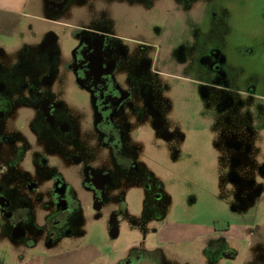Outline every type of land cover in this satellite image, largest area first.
<instances>
[{
    "label": "flooded vegetation",
    "instance_id": "1",
    "mask_svg": "<svg viewBox=\"0 0 264 264\" xmlns=\"http://www.w3.org/2000/svg\"><path fill=\"white\" fill-rule=\"evenodd\" d=\"M197 3L42 0L39 11L43 16L49 13V21L78 29L69 50L62 51L57 36L40 33L38 45L24 46L15 57L0 51V245L7 246L11 255L21 250L26 255L20 254L19 260L31 252L46 256L76 239L83 210L94 212L95 220L108 214L115 224L117 215L127 209L122 191L128 174L135 172L142 182L153 180L138 159L154 150L157 141L182 138L190 118L204 116V109L192 108L193 91L210 100L204 87L220 90L224 81L234 80L235 71L241 72L238 50L232 52L233 65L221 51H202L199 31L193 58H186L184 67L194 87L179 83L168 87L154 80L159 69L180 73L183 64L174 65L171 54L145 57L143 39L151 32L158 38L165 28L187 30L189 20L203 29V17L192 18ZM207 6L203 3L204 17ZM84 15L91 19L90 25L69 23L82 22ZM63 16L65 22L59 20ZM152 24L157 27L151 29ZM242 60L247 63L245 57ZM175 87L182 98L175 95ZM170 88L174 90L168 95ZM70 90L76 104L82 101L80 94L85 98V105H78L85 114L66 105ZM230 230L229 223H222L220 228L213 226L211 234L221 238ZM186 241L180 235L160 233L157 246ZM222 244L217 238L210 246ZM172 259L162 247L135 248L117 264H174ZM254 260L252 264H264V258Z\"/></svg>",
    "mask_w": 264,
    "mask_h": 264
},
{
    "label": "rangeland",
    "instance_id": "2",
    "mask_svg": "<svg viewBox=\"0 0 264 264\" xmlns=\"http://www.w3.org/2000/svg\"><path fill=\"white\" fill-rule=\"evenodd\" d=\"M20 1L0 2V6L7 7H0V51L8 58L15 57L24 46L38 45L40 33L43 37L50 33L57 36L62 51H68L78 29L49 21L50 14L43 16L39 11L42 0H30L24 10L18 6ZM207 2L208 12L204 17L201 9ZM193 9V20L203 17V29L189 20L187 30L165 28V32L157 33L158 38L151 32L143 39L145 57L161 59L171 54L174 65L183 64L180 73L171 68L159 69L154 80L168 87L173 83L194 87L184 67L188 65L186 58H193V46L200 40L199 31L203 35L202 51H221L233 65L236 59L232 52L238 50L241 72L235 71L238 75L232 76L233 81H224L225 86L220 90L204 87L210 100L199 98L193 91L192 108L204 109V116L190 120L187 117L189 122L184 128L188 132H183L182 138L171 143L157 141L154 150L151 148L138 159L151 172L153 180L142 182L135 172L128 174L127 187L122 191L127 209L117 215L115 224L110 223L108 214L95 220L94 212L83 210L81 227L74 234L76 239L48 252L58 262L80 264L82 255L87 254L77 250L82 247L95 255L92 264H117L131 249L158 247L169 252L174 264H252L254 259L263 260L264 0H198ZM74 13L71 11L73 17ZM162 18L160 14L159 19ZM81 19L80 23H69L80 27L90 25L88 15ZM59 20L67 19L63 16ZM244 57L247 63L242 62ZM175 89L168 95L174 90L177 98H182L177 91L180 89ZM68 93L66 105L85 114L81 107L78 109V105H85V98L80 94L82 101L76 104L73 91ZM75 128H79L78 123ZM222 223H229L230 232L221 238L212 235V227L220 228ZM247 228L254 233L250 234ZM160 233L166 237L173 233L188 241L157 246ZM217 238L223 244L210 246ZM258 247L263 249L261 253L256 250ZM20 254L26 255L21 250L11 255L7 246L0 245V264H13Z\"/></svg>",
    "mask_w": 264,
    "mask_h": 264
},
{
    "label": "crops",
    "instance_id": "3",
    "mask_svg": "<svg viewBox=\"0 0 264 264\" xmlns=\"http://www.w3.org/2000/svg\"><path fill=\"white\" fill-rule=\"evenodd\" d=\"M3 1L4 0H0V2H3ZM29 1L30 0L20 1L21 3L18 4L20 10L26 9ZM4 3H6V2H4ZM0 7L4 8L5 6L2 5ZM5 8H7V7H5ZM85 248L86 247H82V248L77 249L81 252L87 251V254L82 255L84 257L82 258V261L80 262V264H92V263H94V261L96 260L95 255H93V254L90 255L88 253L89 250H86ZM60 261H62V260H60ZM13 264H62V262L60 263L56 259H54V254L53 255L52 254L51 255L46 254V256H41V255L32 256L31 255V256L25 257L23 260H16V262Z\"/></svg>",
    "mask_w": 264,
    "mask_h": 264
}]
</instances>
